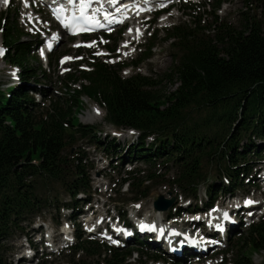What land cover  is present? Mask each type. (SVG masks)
<instances>
[{"label": "trees", "instance_id": "16d2710c", "mask_svg": "<svg viewBox=\"0 0 264 264\" xmlns=\"http://www.w3.org/2000/svg\"><path fill=\"white\" fill-rule=\"evenodd\" d=\"M221 3L218 2L212 13V21H206L209 13L204 4V14L186 13L193 18L190 24L174 26L165 37L167 42L178 41L177 49L182 54L176 70L178 89L167 100L152 91L154 84L148 77L141 74L124 77L121 70L130 64H109L93 56L94 61L86 60L91 70L79 68L80 76H76L77 71L68 76L81 87L66 85L70 110L65 112L60 108L47 117L39 116L40 103L30 94L38 89L28 87L32 80L39 78L38 70L30 65L35 50L33 43L21 41L24 31L7 14H0V32L4 45L9 48L5 60L21 69L18 85L2 90L0 84V264H14L4 252L3 242L7 238L2 237L11 234L14 227L21 228L17 219L22 215L38 213L36 210L41 205L36 204L42 184L63 182L67 185L72 202L64 206L74 221L79 213L77 197L92 189L85 165L77 163L83 159L81 156L72 160L74 167L69 168L72 178L68 181L65 178L69 165L66 150L75 142V136L96 145L102 141L98 127L77 121L83 97L105 108L109 125L137 134L135 140L126 143L113 137L105 148L107 156L118 155L123 165L133 167L123 179V186L127 185L131 193L146 197L145 190L150 186L146 180L154 182L157 177L143 176L141 167L154 169L163 162L164 167L173 163L176 172L172 183L188 193V198L197 196L203 187L205 198L198 204L201 208L196 205L191 213L214 208L219 192L234 196L239 185L248 179L244 178L246 171L242 167L246 158L262 159L264 152V13L257 17L243 12L240 27H233L219 23L215 12ZM107 36L115 40L114 47H108L115 51L120 38ZM150 57L151 53H144L133 65L138 67ZM49 59L51 63L53 56ZM195 104L206 107V115L201 120H192L189 116ZM234 125H237L234 134L225 137L223 134ZM199 130L205 134L199 135ZM235 133L237 140L229 141ZM205 156L216 157V164L227 181L223 180L221 185L209 181L203 170ZM83 200L86 204L91 199L84 196ZM47 202L46 199L39 204ZM175 214H178L176 206L167 215L173 218ZM75 234L78 246L74 247L73 255L79 254L80 259L69 264H88L86 260L96 257L99 259L94 264H153V260L164 258L154 254L142 260L145 256L142 247H148L144 242L135 243L137 248L104 246L92 239H83L80 231ZM240 242L241 255L233 264H253L252 255L247 252L264 256V214L249 224L246 235L234 242V246ZM134 254L138 259L132 261ZM228 254L229 250L225 251L222 258ZM183 261L177 260L176 264Z\"/></svg>", "mask_w": 264, "mask_h": 264}, {"label": "rangeland", "instance_id": "374dc122", "mask_svg": "<svg viewBox=\"0 0 264 264\" xmlns=\"http://www.w3.org/2000/svg\"><path fill=\"white\" fill-rule=\"evenodd\" d=\"M219 1H222V3L215 12L219 18V23H226L233 27H240L244 17L242 15L243 12H248L249 16L256 15L257 17L262 16L264 13V0H198L196 2L191 0H174L173 2H175L176 5L171 9L170 20H166L165 22V20H163L164 18L155 19L153 24H151L148 33L145 36L141 35L139 37L138 41L142 43V45H140L141 50H138L136 53L130 55L121 53L120 58H111V56L107 55L106 51L99 52L98 50L91 48L77 49L76 47L80 43L78 39H72L71 37L63 34L62 31H59L58 26L53 27L54 30H57L58 34L61 36V41L58 46L48 56L47 60L45 58L41 59L36 50L32 52L33 58L30 60V65L33 66L34 69L38 70L39 73L38 80H32L28 85L29 89H38V91L34 93L31 92L30 94H33L36 101L40 103L37 109L39 116L47 117V115L54 114L56 110L60 108L65 112L70 110L71 102L70 100H67L69 99L67 86L79 89H81V87L79 83L76 84L68 79V76L76 71V76H80L78 71L79 68L82 69L86 67L85 64L82 65V62L78 61L81 56H84L85 60L90 58L88 61H94L91 58L96 56L109 64H116L117 62H122L121 59L134 61L142 59L144 57V53H151V57L140 62L138 67L133 66L122 69L121 74L124 77H131L136 74L148 77L154 84L152 91L167 100V98L172 96L178 89L179 84L176 70L182 54L177 49L179 42L174 40L169 42L165 41L166 35L172 32L173 27L176 25L182 23L190 24V21L193 18L186 13H192L194 15L204 14V4L206 5V11L209 13L206 21H212V13ZM167 4L169 3L161 2L158 6ZM41 7L42 6L40 4H37V7L34 6V9H41L42 15L48 16L49 12ZM0 9V14H7L8 18L15 20L18 29L24 31L21 41L33 43L34 49H36L38 44H43L42 36L29 33V30H31V26L33 27L34 22L28 24L27 27L24 26V24L27 23V17L32 15L33 9L27 10L25 4H22L21 0H11L9 5L1 3ZM183 10L186 12L185 16H182ZM40 17L41 15H38L35 19L36 25L41 23ZM43 25L48 27L49 22H45ZM132 28L133 26L128 27L124 33L113 35L117 40L119 38L121 39L114 51V56L118 55L119 51H122V48H120L121 43L126 42ZM143 28L147 29L148 27L144 26ZM153 29H156L157 34L156 31H153ZM212 34L213 32H211V35ZM95 38L100 39V36L94 35L90 38V40H95ZM103 40L108 42L107 48L109 46L114 47V39L108 38L104 35ZM1 43L4 45L3 35L0 32V44ZM8 50L9 48L4 45V48L0 52V84H2V90L10 87L13 71L16 72L18 69V67L13 66V64L5 60L4 53ZM51 55L53 56V60L50 63L49 58ZM36 56L38 58H35ZM67 57H70L71 59L66 64H63L62 61H64ZM86 70L91 69L89 67V69ZM17 74L19 75V73ZM40 91H43L44 94H41ZM81 99L83 101L81 106L82 110L77 112V121L85 124L86 126L90 125L98 127V136L102 137V141L96 145L88 139L81 138L79 135L75 136V142L68 146L66 150L69 165L66 167V171L68 173L65 178L66 181L72 178V175L70 174L71 170L69 169L74 167L72 165V160L76 159L78 156L83 157L81 162L77 161V163L85 165L87 170L86 172L90 176L92 189L86 192L85 195H79L77 197L79 200H82H78L77 206L79 211H86L90 204L85 205L83 198L84 196H88L92 201L91 203L93 205L94 214L89 212L82 217L77 215L76 220H72L70 218L71 212H69L67 207L64 206V204L72 202V197L68 195L66 190L67 185L63 182L53 184L49 182L42 184L40 191L41 196L38 197L39 201L36 204L37 206L41 205V207L36 210L38 213L35 214V212H33L27 215H22L19 219H17L21 228L14 227L11 230V234L2 237L3 239L7 238V240L3 242V246L4 252L9 260H11L14 264H69L71 261H73V263L79 262L80 255H73L74 247L78 246L77 240H75L64 252L60 251L61 253H50V249L42 248L40 245L37 247V238L34 236L35 232L38 231L46 236L54 232V238L58 241L61 239V231L69 234L73 232L74 235L77 231H80L83 239H92L94 242L104 246L110 245V243L101 236L102 232L90 234L87 231L90 226L88 221L92 218L97 221H100L103 218H105V220H109V217H105L106 214H109L110 217L112 215L116 216L117 214H120L121 216L124 214L128 217V221H130V217L144 219L146 216H150L155 221H158L161 218L163 219L166 217L169 213V209L166 211H159L155 208L154 201L159 195H164L166 199L175 198L176 202L171 208L176 206L178 212V214H175L176 217L172 220L169 222H160L161 224L159 223V226L165 229V227L172 224L173 227L175 226L181 230L190 232L191 229L194 228V225L197 224V221L194 220H201L198 225H196V229L198 230L191 231L188 234L189 238L196 241L200 237L202 229H209V231L214 234L215 226L212 227L211 225H208L212 219H219L221 214L226 216L229 214L228 212H230L235 218L236 213H234V210L239 206H243L245 209L240 211L237 215L238 219L241 220V224L237 225L236 229L233 231H229L228 235L225 238H222V240H219L217 237L215 241L220 243V245L215 247L211 245L213 249L210 251L208 249L203 258L195 257L191 264H233L234 260H239L238 255L240 252L238 247L241 246L242 242H240L237 246H234V242L238 241L241 237H244L249 224L254 220H258L262 213H264V186L262 181L255 177V175H258V177L263 175L261 170H264V152L261 153V156H263L261 157L262 159H259V157L246 158L242 167L243 171H246L244 178L248 179L244 180L239 185V190L234 193V196L219 192L217 196L218 201L214 206L215 209L212 208L207 212L191 213V211L195 209V206L200 204L205 198L204 189L202 187L197 196L188 198V193L180 191L172 183L176 172L173 167V163H168L167 166L164 167L163 162H161L155 165L154 169L145 165L141 167L143 176L152 174L157 177V180L154 182H152L151 179L146 180V184L150 185L149 188L145 190L147 193L146 197H141V195L137 193H131V190L127 185L123 186V179L126 176V171L133 169V167L128 164L123 165L122 160H119L118 155L113 154L111 157L107 156L105 154V148L106 145L112 141L111 139L113 137L122 143H126L131 139L135 140L134 137L137 134L129 129H117L109 125L106 120V110L103 106L88 97H83ZM205 108L206 107L204 106L195 104L189 111L190 118L192 120H201V118L206 115ZM95 112L98 115H96ZM92 115H96V119H93ZM89 118L97 122L85 123L84 120L89 121ZM236 127L237 125H234L231 127L229 132L223 135H225V137L228 136L227 138H229V134H234ZM215 130H218V128ZM221 132L222 130L219 129V133ZM198 134L203 135L205 133L199 130ZM237 138L238 135L235 133L229 141H232L233 139L232 142H234ZM214 139L215 138H212V140ZM242 146L243 143L241 144V147ZM223 149L225 151L227 150V148ZM215 158L216 157L205 156L202 160L203 170L209 176L210 182L214 181L221 185L222 181H227V179L221 174V168L216 164ZM46 199L48 200L47 203L39 204L40 201L44 202ZM196 208H201V205L196 206ZM167 216L170 217L169 215ZM115 219L117 218L115 217ZM216 224L220 225L221 221L216 220ZM61 226H63V228H61ZM93 227L97 229V225ZM145 235H147V238L149 235L156 238L155 234L147 233ZM151 240L153 241L154 239ZM130 243L131 242L122 246L124 245L122 242L121 247H138L136 244ZM174 243L176 245L177 241ZM159 244L161 245V242H159ZM30 245L31 248L37 247L35 252L36 254L31 260H26L24 258L27 254H29ZM161 247L163 246L161 245ZM142 248L145 252V256L142 260H146L148 255L151 256L154 254L163 255L164 257L162 258V262L164 263L160 262L158 264H171L174 259H177L176 255L169 253L167 249L166 252L168 254L162 253V250L159 251L157 249H152V247ZM201 248L203 247H200V249ZM103 249H105V247H103ZM227 250H229V254L225 257V261L222 257L224 256V252ZM247 253L252 255L253 264H264L263 254ZM191 257H189V259H185L181 264H189ZM98 259L99 258L96 257L93 260L88 259L86 261L88 264H94L98 262ZM135 259H138L137 254H134L131 258L132 261H135ZM33 260L35 261L33 262Z\"/></svg>", "mask_w": 264, "mask_h": 264}, {"label": "bare ground", "instance_id": "6f19581e", "mask_svg": "<svg viewBox=\"0 0 264 264\" xmlns=\"http://www.w3.org/2000/svg\"><path fill=\"white\" fill-rule=\"evenodd\" d=\"M82 1V0H81ZM89 1L90 0H87V3H88V6H89ZM103 0H99L98 2H102ZM154 1V3H156V4H160L161 2H167V3H171L170 1H174V0H153ZM7 2H8V0H7ZM7 2H5V0H0V4L1 3H4V4H7ZM59 10H62L63 12H68L69 11V8H68V4H66V5H64L63 7H61L60 6V8H59ZM95 10V9H94ZM94 10H90L89 12L90 13H94ZM33 21H35V19H33ZM140 24H141V22H137L136 20H134V27L131 29V31H130V35H129V38L130 39H135L136 41L137 40H139V37L143 34V27H141L140 26ZM137 26H139V27H137ZM60 41H61V39L57 42V44H59L60 43ZM70 57H67L64 61H62V62H65V61H67L68 59H69ZM95 111H97V110H95ZM99 112V111H98ZM96 113V112H95ZM100 113V112H99ZM101 114V113H100ZM100 114H99V116H100ZM96 115H98L97 113H96ZM96 115L94 116V115H92V118L93 119H96ZM102 115V114H101ZM89 116V115H88ZM104 117V116H103ZM93 119H91V118H89V121H86V120H84L85 121V123H95V122H97V121H95V120H93ZM255 177L256 178H258L259 179V177H258V175H255ZM213 209H215V207L213 208ZM245 208H243V206H239V207H237L235 210H234V213H236V217L234 218L233 217V215H231V213L230 212H228L229 214H228V216L229 217H226V216H224V215H220L219 216V219L218 218H215V219H212L210 222H209V226L211 225L212 227H214V226H217L218 224H216V220H219V221H221V225L223 224V222H225V227H226V229H228V227H232V228H234V229H236V226L237 225H240L241 224V220H239L238 219V217H237V215H238V213L240 212V211H242V210H244ZM144 219H146V220H149V221H151L153 224H154V226L156 227V228H158V227H160L159 226V223H160V220H158V221H155L154 219H152L150 216H146V217H144ZM194 221H197L196 223L197 224H195L194 225V228L193 229H191V231H195V230H198V229H196V225H198V223L201 221V220H194ZM161 224V223H160ZM170 230H173L174 231V234L173 235H167L164 239H163V237L161 238V239H154L151 235H149L150 237H152L154 240V244L157 246V243H159V242H161V245L162 246H168V245H174V246H178V248H180L182 251H190L191 253H193V256L191 257V260L189 261L190 263L189 264H191L192 263V261L194 260V258L196 257V258H203L204 256H205V254L206 253H202L200 250V247H204V246H206L208 249H209V251L211 250V249H213V245L212 244H209V243H213L212 241H210V239L208 238V240H209V242H203V243H201L200 242V239L198 238V240L196 241V240H194V239H191V238H189L188 237V234L191 232H187V231H185V230H181V229H179V228H177V227H173V225L171 224L170 226L168 225V227L167 228H165L164 229V231H165V233L166 234H168L169 233V231ZM118 233V232H117ZM206 234V233H205ZM212 234V233H211ZM140 236H145V235H143V234H141ZM147 237V236H146ZM158 240H159V242H158ZM179 240V241H178ZM175 241H177V243H176V245H175ZM157 242V243H156ZM164 244V245H163ZM181 244H184L185 246V248L184 247H181ZM211 245L213 246V247H211ZM187 246V247H186ZM193 246V247H192ZM189 259V258H188Z\"/></svg>", "mask_w": 264, "mask_h": 264}, {"label": "water", "instance_id": "95a60500", "mask_svg": "<svg viewBox=\"0 0 264 264\" xmlns=\"http://www.w3.org/2000/svg\"><path fill=\"white\" fill-rule=\"evenodd\" d=\"M175 198L166 199L164 195H159L154 201V206L159 211H166L170 209L175 204Z\"/></svg>", "mask_w": 264, "mask_h": 264}, {"label": "snow or ice", "instance_id": "6c2138e0", "mask_svg": "<svg viewBox=\"0 0 264 264\" xmlns=\"http://www.w3.org/2000/svg\"><path fill=\"white\" fill-rule=\"evenodd\" d=\"M5 2H7V0H5ZM88 7V3L87 0H82V4H81V10L83 11V9Z\"/></svg>", "mask_w": 264, "mask_h": 264}]
</instances>
